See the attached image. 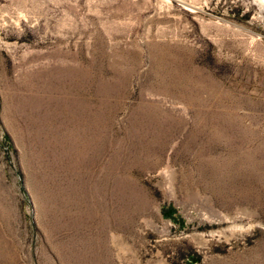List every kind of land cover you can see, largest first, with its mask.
Instances as JSON below:
<instances>
[{
    "label": "rangeland",
    "instance_id": "1",
    "mask_svg": "<svg viewBox=\"0 0 264 264\" xmlns=\"http://www.w3.org/2000/svg\"><path fill=\"white\" fill-rule=\"evenodd\" d=\"M0 264H264L256 0H0Z\"/></svg>",
    "mask_w": 264,
    "mask_h": 264
},
{
    "label": "bare ground",
    "instance_id": "2",
    "mask_svg": "<svg viewBox=\"0 0 264 264\" xmlns=\"http://www.w3.org/2000/svg\"><path fill=\"white\" fill-rule=\"evenodd\" d=\"M260 6L264 9V0H256Z\"/></svg>",
    "mask_w": 264,
    "mask_h": 264
}]
</instances>
